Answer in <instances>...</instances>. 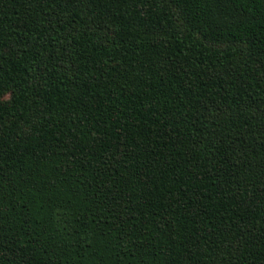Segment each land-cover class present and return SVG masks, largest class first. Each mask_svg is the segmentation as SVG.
Segmentation results:
<instances>
[{
  "label": "trees",
  "instance_id": "16d2710c",
  "mask_svg": "<svg viewBox=\"0 0 264 264\" xmlns=\"http://www.w3.org/2000/svg\"><path fill=\"white\" fill-rule=\"evenodd\" d=\"M0 264H264V0H0Z\"/></svg>",
  "mask_w": 264,
  "mask_h": 264
}]
</instances>
